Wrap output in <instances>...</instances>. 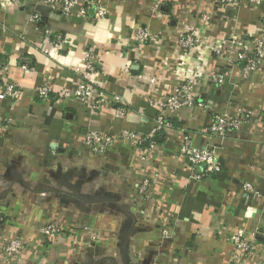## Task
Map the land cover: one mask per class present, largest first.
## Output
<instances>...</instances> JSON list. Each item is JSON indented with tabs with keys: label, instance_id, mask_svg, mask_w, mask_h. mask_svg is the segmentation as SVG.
<instances>
[{
	"label": "crops",
	"instance_id": "0c3cea01",
	"mask_svg": "<svg viewBox=\"0 0 264 264\" xmlns=\"http://www.w3.org/2000/svg\"><path fill=\"white\" fill-rule=\"evenodd\" d=\"M99 1L108 9L101 20L65 19L37 0H0V66L22 90L16 100L0 99V114L7 117L0 125V241L18 237L23 243L11 263L0 252V264H230L229 236L241 228L255 236L257 253L238 264H264V68L243 76L241 64L178 46L181 20L209 41L264 36V3ZM32 13L39 14L36 22L29 21ZM201 13L210 19L201 21ZM138 26L153 35L140 48L133 40ZM45 29L63 34L66 43L45 53ZM88 53L96 65V92L105 99L97 111L60 98L74 87L75 68ZM199 59L206 72L220 69L227 76L221 86L202 85L208 110H178L172 127L155 134L145 160L123 141L91 152L89 130L150 134L155 103L173 93L176 70ZM42 84L53 89L48 100L34 93ZM118 104L127 115H113ZM239 109L254 118L231 136L205 131L212 112ZM185 134L195 147L214 148L219 173L191 178L189 164L178 157ZM244 183L258 194L244 190ZM45 223H55L59 236L45 237Z\"/></svg>",
	"mask_w": 264,
	"mask_h": 264
},
{
	"label": "built area",
	"instance_id": "2783aa9c",
	"mask_svg": "<svg viewBox=\"0 0 264 264\" xmlns=\"http://www.w3.org/2000/svg\"><path fill=\"white\" fill-rule=\"evenodd\" d=\"M38 2L48 6L52 11L58 13L62 18L78 16L86 18L89 15L101 20L107 16V6L99 0H37ZM223 6L239 7L243 4L250 6H258L264 3V0H217ZM8 4L19 5L21 0H7ZM156 7V5H154ZM153 9V8H152ZM201 21L210 19L208 13L199 15ZM39 14L32 13L29 16L30 22H36ZM183 28L178 33V46L181 51L187 54L203 53L214 55L224 59L229 64H241V73L248 76L256 70L264 68V36L254 38H241L237 35L217 38L209 41L202 37L198 27L189 25L184 20L179 22ZM153 38L151 31L147 27L138 26L134 30L133 40L136 41L138 48L145 45ZM63 34L53 32L49 29L44 30V38L42 42V50L45 53L50 52V48L56 44L58 46L66 43ZM48 44L49 47L43 46ZM203 59H199L195 64H184L178 70L177 83L172 94L163 97L155 103L157 115L155 118L156 126L147 136L124 130L120 134H111L99 130H89L85 134V143L94 154L103 153L109 147L113 146L117 141H123L139 153L141 160H145L146 154H149L156 146L155 134L165 128L172 127V118L181 108H199L208 110L209 105L202 97V85L211 84L221 86L226 80V73L220 69L206 72ZM21 69L27 71L29 66L23 62L20 64ZM128 71V68H127ZM78 74L74 87L62 97H72L80 105L88 106L91 110H99L101 104L105 102L102 96L96 92L95 75L97 73L96 65L92 55L87 54L84 64L75 68ZM7 66H0V99L9 98L18 99L22 90L19 85L9 80ZM35 95L42 100H48L53 93V89L48 84H42L36 87ZM116 98V103H121ZM128 109L119 104L113 108V115L123 117L128 114ZM254 118V114L249 110L239 109L235 113L226 111L212 112L205 131L218 139H225L237 132L243 124H248ZM7 119L6 116L0 114V125ZM144 146L142 142H146ZM178 157L186 160L191 169V178L198 180L209 174H216L221 171V162L212 147H195L192 144L190 134L184 136L182 145L178 151ZM150 182V177L144 178L141 190ZM244 190L252 194H258L256 188L250 183L243 184ZM41 233L45 237L56 238L61 233L60 228L55 223H45L40 227ZM264 236V232L261 233ZM229 240L233 246L232 262L230 264H238L244 259L256 255V238L253 234H249L245 228H241L229 236ZM23 248V243L18 237H13L6 242L0 241V252H2L9 263L15 261Z\"/></svg>",
	"mask_w": 264,
	"mask_h": 264
}]
</instances>
